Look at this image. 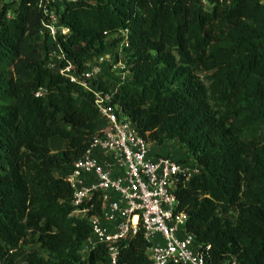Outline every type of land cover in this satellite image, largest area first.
Here are the masks:
<instances>
[{"label": "trees", "instance_id": "1", "mask_svg": "<svg viewBox=\"0 0 264 264\" xmlns=\"http://www.w3.org/2000/svg\"><path fill=\"white\" fill-rule=\"evenodd\" d=\"M60 1L76 73L103 34L127 33L130 79L112 101L152 150H183L153 155L199 168L174 197L210 263L264 264V0ZM39 18L35 0H0V264H105L100 247L80 260L89 228L69 217L63 180L102 122L90 94L44 67ZM145 247L135 236L118 264H149Z\"/></svg>", "mask_w": 264, "mask_h": 264}, {"label": "built area", "instance_id": "2", "mask_svg": "<svg viewBox=\"0 0 264 264\" xmlns=\"http://www.w3.org/2000/svg\"><path fill=\"white\" fill-rule=\"evenodd\" d=\"M35 9L40 16L38 36L47 43L44 67L90 94L102 122L84 155L63 176L71 190L69 217L89 228L78 254L80 260L100 247L105 264H118L119 249L140 235L149 264H211L208 248L202 250L186 232L187 217L176 211L174 197L176 187L197 175L199 168L153 155L152 145L136 134L112 101L119 86L130 79L122 61L127 33L103 34L104 52L86 61L76 73L57 43L68 33L58 24L56 13L63 4L60 0H35ZM42 94L38 90L34 97ZM224 264L236 263L230 258Z\"/></svg>", "mask_w": 264, "mask_h": 264}, {"label": "rangeland", "instance_id": "3", "mask_svg": "<svg viewBox=\"0 0 264 264\" xmlns=\"http://www.w3.org/2000/svg\"><path fill=\"white\" fill-rule=\"evenodd\" d=\"M59 147H60V142L59 141L56 140V141H53L51 143L52 152H54L55 150L58 151ZM62 149H63V143H62ZM163 149L165 150L166 154H169L168 151L171 150V149H173V150L174 149H178L179 153H181V154L183 153V150L178 145H176L175 143L164 144ZM232 214H233V211H230V213L227 215V217L231 218ZM24 250H25V252H28V253H30V252H39L38 246L34 245V244H30V245L24 247ZM17 264H24V263L23 262H18Z\"/></svg>", "mask_w": 264, "mask_h": 264}, {"label": "crops", "instance_id": "4", "mask_svg": "<svg viewBox=\"0 0 264 264\" xmlns=\"http://www.w3.org/2000/svg\"><path fill=\"white\" fill-rule=\"evenodd\" d=\"M56 140L60 142V147H59V150L58 151L62 150V143L63 142L61 140L57 139V138H52L49 141V148H50L51 151H52V149H51V143L53 141H56ZM63 148H64V144H63ZM152 151H153L154 154H157V155H163V154H165V150L163 148H154ZM54 152H57V151L55 150Z\"/></svg>", "mask_w": 264, "mask_h": 264}]
</instances>
